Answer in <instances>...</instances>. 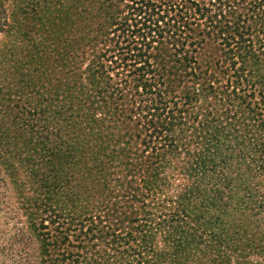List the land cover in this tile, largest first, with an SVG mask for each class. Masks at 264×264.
Instances as JSON below:
<instances>
[{
    "label": "trees",
    "instance_id": "16d2710c",
    "mask_svg": "<svg viewBox=\"0 0 264 264\" xmlns=\"http://www.w3.org/2000/svg\"><path fill=\"white\" fill-rule=\"evenodd\" d=\"M133 1L130 9L139 19L119 13L124 0H98L97 12L90 2L80 6L78 0L70 8L58 9L56 19L61 16L71 26L66 42L53 39L54 54L72 76L65 99L69 100V124L63 131L55 125L56 135L49 124H34L19 139L1 131L0 142L7 149L0 151V206L7 213L0 227L11 228L0 229V264H197L200 253L214 256L215 264H255L248 259L249 253L264 252V236L258 235V226L252 227L246 214L236 224L226 218L222 235H204L211 227L209 221L220 219L215 212L227 215L244 188L243 182L238 184L240 174L232 177L225 169L232 170L234 157L245 158L247 140L262 141L259 146L264 150V40L255 35L256 29H240L239 14L234 29H223L229 19L221 9L209 16L205 0ZM215 3L223 5L222 0ZM5 4L6 0H0V37L9 29ZM255 7L264 10V0ZM156 12L165 13L161 21H152ZM96 13L98 20L92 26L88 23ZM206 15L208 21L200 25V17ZM36 20L42 31L45 21ZM52 24L60 25L56 20ZM261 34L264 29L259 30ZM217 38H223L224 49L239 46L237 56L252 71L245 77L235 75L233 91L222 92L231 95L232 106L238 105L236 110L227 109L228 117L215 116L211 121L219 125L215 135L209 133L208 145L213 148L194 163L195 170L203 173L202 183L192 190L187 186L185 193L177 192L173 198L163 191L161 180L166 166L172 165L165 154L179 149L171 128L178 119L181 125L192 118L193 85L196 79L205 82L215 53L221 51L226 57L220 68L228 61L233 64L227 58L229 50L215 45ZM87 58L88 65L78 74ZM29 108V121L46 109ZM249 110L251 120L259 121L255 131L241 127ZM206 120L209 127L211 122ZM203 127L200 123L194 130L196 138ZM225 141L234 145L222 151ZM14 158L30 167L34 197L23 195L25 185L11 161ZM259 169L264 171V154ZM7 177L18 191L14 203L4 200ZM208 178L213 179L208 181L210 187L204 186ZM159 211L165 214L159 217ZM51 214L52 221V217L41 218ZM46 221L57 224L55 234L46 231ZM202 235L209 241L207 252L193 247L202 244Z\"/></svg>",
    "mask_w": 264,
    "mask_h": 264
},
{
    "label": "rangeland",
    "instance_id": "374dc122",
    "mask_svg": "<svg viewBox=\"0 0 264 264\" xmlns=\"http://www.w3.org/2000/svg\"><path fill=\"white\" fill-rule=\"evenodd\" d=\"M46 1H48L47 4ZM74 1L75 0H6L5 8L9 19V29L0 37V135L1 131H5L12 139H19V135L22 133L28 134V130H31L34 124L38 126L49 124L50 132L53 131L55 135L58 134V132L55 131V125L58 124L59 127L62 126V131L68 127L69 112L67 108L69 106V100L65 99H67L69 87L72 85V76L66 63L59 61V57L54 54L55 41H53V39L56 40V38H59L66 42L69 38L71 26L67 25V22H62L61 16L58 19H56V17L58 9H60L61 12L63 8H70ZM97 1L98 0H78L80 6H85L86 3L90 2L96 12L99 7ZM215 1L216 0H205V7L211 11L208 13L209 16L220 13L219 9L223 11L226 20L229 19L230 21L222 25V27H224L223 29L228 31L234 29L239 14L242 16L240 29L244 30V28H246L250 32L256 29L255 35H258L264 40V34L259 35V30L264 29V10L262 9L259 11V8L255 7V5L260 2L262 4L263 0H254V2L253 0H222L223 5L221 8L219 3H215ZM135 5L137 6L136 3ZM226 5L232 7L233 10L229 9ZM131 6L134 7L133 0H124V2L119 4V13L123 12L124 15H135V17L138 18V15L131 11ZM40 12L43 14L41 15ZM164 15L165 13L163 12H156V14L152 16V21H161L160 17ZM208 15L204 18L200 17V25L208 21ZM149 16L150 15H148L147 18ZM39 17H42V20L45 21L46 27L42 29V31L39 30L38 21L36 20ZM96 19L98 20L97 13L88 24L93 26L96 23ZM53 20H56L60 25L54 27L52 24ZM147 24L149 25L150 22ZM201 29L203 30V26ZM203 38L208 40L205 36ZM214 38L215 35L212 36V42H214ZM255 38V36H252V40ZM221 39L223 38H217L215 45L227 52L229 49H224V47L220 46L223 42ZM51 44L52 46H50ZM258 45H255V47ZM230 48L231 50L227 53V58H230L233 64H230L228 61V64L223 69L220 68L222 65L221 61H225L226 57L222 55L221 51L215 53L213 68L206 74L205 82L203 83V80L200 78L196 79L193 85L196 96L192 118L183 120L181 125L178 124V119L171 128L170 135L174 138L176 144L179 142V149L177 153L170 151L171 153L165 154V156L171 160L172 165L166 166L165 174L161 175V180L163 191L173 198L177 195V192L185 193V191H187L185 190L187 186L192 190L202 183L201 177L203 173H199L195 170L194 163L200 157L209 155L208 149L210 150L213 148V145H208L209 142H211L209 133L215 135V129L219 128V125L217 121L216 123L211 121L216 120L214 118L215 116H226L227 109L236 110V105H238V103L235 102L232 106L231 95L228 97L227 94L224 95L222 92L226 91L227 93H231L233 91L235 75L245 77L252 71L251 67L245 69L249 64L245 65L242 57H240V55L237 56V49L239 46L232 44ZM88 60L89 58L85 59V62L80 65L77 71L78 74H81L88 65ZM244 69L245 71L241 72ZM212 75H214L213 79L211 78ZM30 79H32V82H28ZM76 81L79 84L86 85L85 81L80 82L78 79H76ZM256 94L258 95V92ZM29 105L30 107L41 105L46 109L42 111L40 116L31 120V122L29 121L31 118L28 115V112L31 111ZM180 106L179 104L178 107ZM254 106L253 104L252 107ZM257 106L258 108L260 107V105ZM250 110L246 114L248 119L242 122L244 120L243 117L241 121L243 131L245 129L255 131L257 124H259V121L251 120L253 113H251ZM206 119L211 122L209 127L206 126ZM223 119V124L226 125V120L225 118ZM200 123L204 125V127L200 132L201 136L196 138L194 136V130L199 127ZM160 124H162V121ZM227 129H229V126H227ZM229 141L223 142L222 151L226 150V146L234 145L233 142ZM261 143L262 141H257L255 143L252 142V140H247L244 145L245 158L240 160L238 157H234V160L230 162L232 170L225 169V171H230L232 177H237V175L240 174L239 178L242 180L238 181V184H242L243 182L244 188L238 191L236 200L232 202V208L227 211V215H221L219 212H215V215H219L220 219L209 221V226L211 227L206 229L204 235L205 233H209V236L212 232L222 235L226 231V229H224V221L226 218L231 219V223L235 222L234 224H236L243 219V214H246L247 220L250 223L252 222L251 226H258V235L260 237L264 236V171L261 173L259 169V161L264 154V150L259 146ZM122 148H124V146H122ZM6 149L7 147H3L0 142V151L2 152ZM16 158L19 157L16 156ZM16 158L11 159V161L17 167L20 181L25 185L23 195L34 197L32 193L33 178L30 174V167L28 164H25L24 161H19ZM236 159H239L241 163L237 164ZM189 173H193L192 176H189ZM163 177H165V180H163ZM215 178H220L219 174H217ZM212 180L213 179L209 178L206 179L204 181V186L210 187L208 181ZM6 182L8 185L7 191H5L6 189L4 190L5 192L2 191L5 197L4 200H6L7 203H14V197L18 194L17 188L11 178L7 177ZM250 192L251 194H248ZM5 195L9 196V201L6 199L7 197ZM260 206L261 208H259ZM0 207L2 209L0 213V223L3 224L2 220L5 219V213H7V211H5L2 206ZM53 207L56 211L55 206ZM233 207L237 208L238 211H233ZM162 214H165V212L159 211L157 213L159 217H162ZM52 215L53 214L41 216V218L44 217L45 220H50ZM41 218L39 221H41ZM53 219L54 217H52L50 221ZM50 221H46L44 225L48 228L46 231L53 235L55 234L54 231L57 224H50ZM11 225L12 223L10 222L9 226ZM10 228L11 227H8V225H1L0 227L2 231ZM204 238L206 237H203L202 244L197 242L198 244L193 245V247H198L207 252V244L209 241ZM37 246L38 244H35V251H37ZM262 246L264 250V239ZM258 253L259 255L256 253H249L248 259L255 264L256 262L264 263V252ZM203 256L204 253H200V260L197 264H215L214 256L209 254L205 255V257Z\"/></svg>",
    "mask_w": 264,
    "mask_h": 264
}]
</instances>
